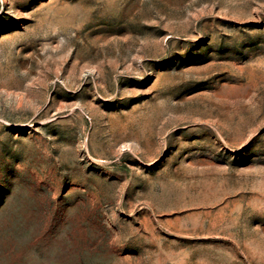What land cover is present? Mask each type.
<instances>
[{
    "label": "rangeland",
    "instance_id": "374dc122",
    "mask_svg": "<svg viewBox=\"0 0 264 264\" xmlns=\"http://www.w3.org/2000/svg\"><path fill=\"white\" fill-rule=\"evenodd\" d=\"M0 264H264V0H0Z\"/></svg>",
    "mask_w": 264,
    "mask_h": 264
}]
</instances>
